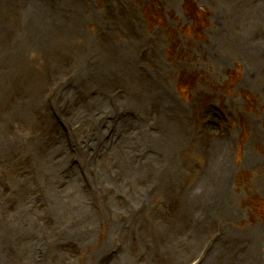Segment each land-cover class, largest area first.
Listing matches in <instances>:
<instances>
[{
	"label": "rangeland",
	"instance_id": "rangeland-1",
	"mask_svg": "<svg viewBox=\"0 0 264 264\" xmlns=\"http://www.w3.org/2000/svg\"><path fill=\"white\" fill-rule=\"evenodd\" d=\"M262 1L0 0V264H264Z\"/></svg>",
	"mask_w": 264,
	"mask_h": 264
},
{
	"label": "bare ground",
	"instance_id": "bare-ground-1",
	"mask_svg": "<svg viewBox=\"0 0 264 264\" xmlns=\"http://www.w3.org/2000/svg\"><path fill=\"white\" fill-rule=\"evenodd\" d=\"M262 3H263L262 4L263 10L260 12V15L264 16V0L262 1ZM0 80H1V78H0ZM0 88H1V85H0ZM140 114H141V112H140ZM103 118H105V115H103ZM101 120H102L101 118L96 119L92 115V118H91V122H92L91 136L87 138V142L95 140V139L98 141V143L101 141V139H100L101 137L98 139V135H100L102 133L103 124L105 123L104 121L102 122ZM142 121L143 120H141L140 117L138 116L136 119V125L142 124ZM118 128H122L123 139L121 141H120L121 138L119 139L118 144L116 145V147H114V151L117 153V155L119 157V162H120L119 169L122 168L123 170L129 171V170H132V166L134 165L133 164L134 158H128V155L134 151L135 146H133V141L131 139L132 136L126 135L125 124L121 123V125H118ZM117 129L115 131L116 133H117ZM69 138L70 137H69L68 133H62L61 134L60 139H62V140L58 142L57 145H59V146L57 148L55 147V150H56L55 153L57 151L62 152V153H67V152L78 153L80 151V148H78L76 144L73 145V144H71V142L69 140L67 141V139H69ZM64 140H66V141H64ZM52 157H53V160H52V165H51V175L55 178L58 175H60V170L55 166V164L53 166V162L55 160L54 154L52 155ZM67 172L70 173L71 176L73 177V179L71 180L72 184L75 182L77 184V187L81 188V186L78 182V180L80 179L81 176H79V174L76 171H67ZM102 172H103V170H102ZM74 193H76L79 197V198L76 197L77 200L82 199V197L80 198L81 195L83 196V190L82 189H81V191H74ZM142 196H146V195H142ZM57 198L59 201H65L62 198V196H57ZM81 203H83V202L81 201ZM124 208H125V212H130L129 213V215H130L129 221L131 222V224H129V225L127 223L122 225L126 229V232H127L126 237L129 235H134V237L137 236L143 242V240L145 239L146 235L148 234V230H149L147 221L144 222V218L138 216L137 213L134 212V204H132L131 202H130V204H127V206H125ZM142 208L143 207H139V209H137L136 212H138ZM81 209H82V211L84 210V214H86L88 217V220H86L87 224L90 226H93L94 217H93L92 213H90V211H92V210H90L91 208H89L87 205H81V208L79 210H81ZM83 235L84 234H82L80 236V239L82 241H87V237L84 240ZM193 241H195V242L197 241L196 236L193 237ZM195 242H192L194 247H190L188 249L189 251L193 250L198 245V243H197L195 246ZM127 243H129V242L128 241L125 242L126 245L123 247V249L119 253L120 256L118 258L115 257L116 258L115 262H117L116 264H146L145 260H143L141 263L139 261L137 263H133V260L130 258L131 255H129V251L127 250V249H129L127 247ZM2 246L7 247L6 244H3ZM7 250H8V248H7ZM0 252H1V249H0ZM25 253H26V250H25ZM209 258H211L210 260H213L212 257H209ZM24 261L26 264H29L25 258H24ZM113 261H111V263ZM210 264H219V263H216V261L214 260Z\"/></svg>",
	"mask_w": 264,
	"mask_h": 264
},
{
	"label": "trees",
	"instance_id": "trees-1",
	"mask_svg": "<svg viewBox=\"0 0 264 264\" xmlns=\"http://www.w3.org/2000/svg\"><path fill=\"white\" fill-rule=\"evenodd\" d=\"M188 4H189V6H190V4H191V2L190 1H188L187 2ZM190 11V10H189ZM190 12H192L193 14H194V17H196V15H198V13H200V12H203L201 9H196L195 11H190Z\"/></svg>",
	"mask_w": 264,
	"mask_h": 264
}]
</instances>
